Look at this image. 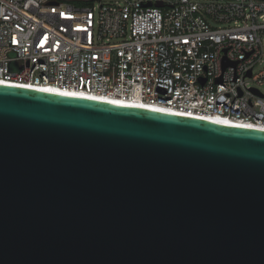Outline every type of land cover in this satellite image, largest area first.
<instances>
[{
    "label": "water",
    "instance_id": "water-1",
    "mask_svg": "<svg viewBox=\"0 0 264 264\" xmlns=\"http://www.w3.org/2000/svg\"><path fill=\"white\" fill-rule=\"evenodd\" d=\"M0 264H264V130L0 84Z\"/></svg>",
    "mask_w": 264,
    "mask_h": 264
},
{
    "label": "built area",
    "instance_id": "built-area-1",
    "mask_svg": "<svg viewBox=\"0 0 264 264\" xmlns=\"http://www.w3.org/2000/svg\"><path fill=\"white\" fill-rule=\"evenodd\" d=\"M0 79L264 125V0H0Z\"/></svg>",
    "mask_w": 264,
    "mask_h": 264
},
{
    "label": "bare ground",
    "instance_id": "bare-ground-1",
    "mask_svg": "<svg viewBox=\"0 0 264 264\" xmlns=\"http://www.w3.org/2000/svg\"><path fill=\"white\" fill-rule=\"evenodd\" d=\"M0 84L24 86L28 88H35V89L44 90L47 92H52V93L61 94V95L92 98V99L102 100V101L111 102L115 104L125 105V106H131V107H137V108L138 107L148 108V109H153V110H158V111H163V112H169L172 114H178L182 116L202 118V119L212 120V121H216V122H220V123L228 124L232 126H237V127H248V128L258 129V130H264V125H260V124L256 125V124H252L246 121L235 120V119H232L226 116H221V115H199V114H194V113H187V112L177 110L175 108L162 106L160 104L144 103L139 99H119V98L109 96V95H97V94H91V93H87L83 91L68 90V89L59 88L56 86L20 83V82H14V81H7L3 79H0Z\"/></svg>",
    "mask_w": 264,
    "mask_h": 264
}]
</instances>
